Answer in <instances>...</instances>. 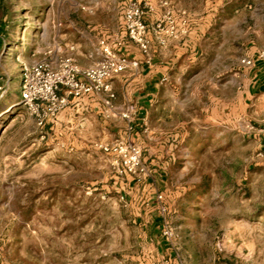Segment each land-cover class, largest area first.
<instances>
[{"label": "rangeland", "instance_id": "374dc122", "mask_svg": "<svg viewBox=\"0 0 264 264\" xmlns=\"http://www.w3.org/2000/svg\"><path fill=\"white\" fill-rule=\"evenodd\" d=\"M129 2L182 30L152 38L174 64L144 119L91 120L74 138L12 107L14 85L2 98L0 264H264V104L249 95L264 71V0H0V76L18 80L19 100L23 66L53 53L134 60ZM115 141L142 149L148 177L99 147Z\"/></svg>", "mask_w": 264, "mask_h": 264}, {"label": "built area", "instance_id": "2783aa9c", "mask_svg": "<svg viewBox=\"0 0 264 264\" xmlns=\"http://www.w3.org/2000/svg\"><path fill=\"white\" fill-rule=\"evenodd\" d=\"M123 20L129 38L139 44L144 54L150 53L152 38L160 45H165L168 38L182 31L170 13L150 25L147 11L140 2H129L126 5ZM258 58L264 61V50L259 52ZM243 63L251 66L255 59L244 58ZM135 64L134 60L111 49L106 50L101 62L91 66H81L72 56L61 57L56 63L44 59L25 64L21 73L22 104L30 110L37 124L43 127L69 106L71 98L80 99L89 94L106 93L105 104L112 107L116 94L111 79ZM135 114L136 110L130 107L122 116L132 121ZM99 147L104 152L117 155L124 170L137 180L150 175L142 160V149L137 144L115 141L101 143ZM164 235L170 237L172 232L165 229Z\"/></svg>", "mask_w": 264, "mask_h": 264}, {"label": "crops", "instance_id": "0c3cea01", "mask_svg": "<svg viewBox=\"0 0 264 264\" xmlns=\"http://www.w3.org/2000/svg\"><path fill=\"white\" fill-rule=\"evenodd\" d=\"M179 40H181L179 37L173 39L175 42ZM2 42L3 33L0 32V48L2 47ZM165 47L167 46H163L162 48ZM161 53L151 49L149 54H144L139 50V52L132 56L136 64L111 79L113 90L116 94V97L112 101V107L105 104L106 93L89 94L80 99L71 98L69 106L62 110L57 118L48 122L47 125H50L53 133H68L69 136L79 138L84 137L83 129L91 120H124L125 118L122 114L129 110L130 107L136 110L133 120L144 119L141 115L148 114L149 109L155 101V93L163 85L164 81L167 80L170 70L173 68L172 65L174 63L168 59L171 55L169 56L167 52L163 51ZM8 55H10V52ZM50 56L51 58L49 59L55 63L58 57H54V53ZM259 61L264 63L263 60ZM14 81L10 77L7 80H3V77L0 76V90H2L0 91V108H4L7 105L2 104V98L9 89L10 84L14 85L15 94L9 103L12 102V107H18L19 104H22L21 76L19 78V100L18 80ZM255 83L256 89L259 92L253 90L254 93H252L250 89L249 95L261 94V100H263L264 104V71L256 74ZM68 143L73 145L85 144L79 139L71 141L70 137Z\"/></svg>", "mask_w": 264, "mask_h": 264}]
</instances>
